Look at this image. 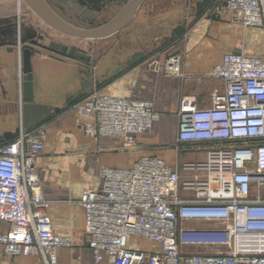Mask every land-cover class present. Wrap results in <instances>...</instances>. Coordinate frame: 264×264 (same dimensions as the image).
<instances>
[{"label": "built area", "instance_id": "1", "mask_svg": "<svg viewBox=\"0 0 264 264\" xmlns=\"http://www.w3.org/2000/svg\"><path fill=\"white\" fill-rule=\"evenodd\" d=\"M218 1L235 24L264 30V0ZM182 64L181 55L172 54L163 68L168 76H182ZM209 75L224 81V92L214 94L207 108L189 97L181 101L176 145L178 152H203L204 159L173 168L161 157L142 156L130 168L103 169L102 188L82 193L96 264H264V59L241 48L226 54ZM75 110L86 134L132 145L160 118L152 101L97 89ZM186 144L197 147L184 150ZM44 151V142L27 132L0 146V221L11 225L0 244L11 257L35 255L43 264H59V250L74 242L55 233L46 212L50 202L37 168ZM181 171L189 174L184 180ZM192 220L223 226L197 235L219 233L222 239L215 242L228 244L229 251L183 253L180 222ZM132 238L158 249L130 248Z\"/></svg>", "mask_w": 264, "mask_h": 264}, {"label": "crops", "instance_id": "2", "mask_svg": "<svg viewBox=\"0 0 264 264\" xmlns=\"http://www.w3.org/2000/svg\"><path fill=\"white\" fill-rule=\"evenodd\" d=\"M46 1L77 26L90 28L104 24L91 23L88 19L96 14L84 13L86 8L76 0ZM198 1L144 0L124 29L109 38L92 40V50L85 52L92 57L90 64L51 50L36 49L33 52L35 102L62 108L44 124L27 132L30 139H44L45 151L37 159V168L45 197L50 202L46 212L53 229L57 235L70 236L74 242L72 248L59 250V264H96L88 247L85 211L79 200L85 190L102 188L103 169L130 168L142 156L152 155L163 158L173 168H180L186 160L204 159L203 152H178L176 149L181 101L189 97L200 108L211 106V97L223 93L225 83L209 73L226 54L239 52L242 48L245 54L264 59V55L248 52L247 47L253 45L254 36L243 32L245 27L232 21L227 7L213 17H208L209 11L197 16ZM80 20H85L86 25L79 23ZM44 25L50 28L24 0H0V136L15 132L21 126L24 103L21 43L26 47V43L33 42ZM181 26L185 31L177 34L176 30ZM12 39L18 42L17 46L8 45ZM111 39L118 43L122 41L123 49H114L116 44L112 45ZM105 46L107 49L102 51ZM168 49L181 55L182 76L165 73L163 64ZM138 51L147 52L145 59L112 77L120 64ZM89 69L93 70L95 80L101 82L97 88L101 93L118 97L134 95L154 103L160 118L150 132L136 137L135 145L129 146L122 138L86 134L84 120L75 108H64L66 99L82 90L85 72ZM65 135L70 137L72 149L54 151L53 145L47 149L50 142ZM194 147L197 146L186 144L184 150ZM198 153L203 156L198 157ZM201 222L204 221H189L191 224ZM10 229L9 223L0 221V234ZM129 246L149 252L158 249L156 244L135 238L130 240ZM181 250L189 253L184 252L182 246ZM0 264L43 262L35 255L11 257L0 244Z\"/></svg>", "mask_w": 264, "mask_h": 264}, {"label": "water", "instance_id": "3", "mask_svg": "<svg viewBox=\"0 0 264 264\" xmlns=\"http://www.w3.org/2000/svg\"><path fill=\"white\" fill-rule=\"evenodd\" d=\"M101 0H78L79 4L86 8L92 6L95 10H100L97 4ZM143 0H108V3L120 2L124 4V7L107 23L97 27H80L74 23L63 18L58 12H56L46 0H24L29 8L37 14L50 28L61 32L68 36L77 37L86 40H101L109 38L122 29H124L134 18L140 4ZM216 0H200L196 4L197 16L202 15L204 12L209 11L208 17H213V8L211 5ZM222 8L226 6L223 2H217L214 7ZM211 9V10H210ZM185 31L184 26H181L176 30L177 34H181ZM8 45L17 46L18 42L14 39L8 42ZM51 51L59 52L67 55L68 57L78 60L84 64H90L92 57L85 52L79 51L75 47H69L68 45L52 41L49 45ZM239 53V52H237ZM33 51L31 48H24L22 52L23 57V106H22V123L15 132H5L0 136V144L12 141L22 132H30L46 121L51 119L54 114H58L62 111L61 107H54L47 104L35 102L34 95V76L32 66ZM146 53L144 51H138L131 55V57L120 66L112 74L115 77L122 73L127 67L134 66L144 60ZM85 80L82 85V90L76 95L68 97L65 101L66 107H71L76 103L83 100L89 92L100 88L101 82L95 80L93 70L89 69L85 72Z\"/></svg>", "mask_w": 264, "mask_h": 264}, {"label": "rangeland", "instance_id": "4", "mask_svg": "<svg viewBox=\"0 0 264 264\" xmlns=\"http://www.w3.org/2000/svg\"><path fill=\"white\" fill-rule=\"evenodd\" d=\"M79 23L86 25L85 20H84V22L82 20H80ZM40 30L47 34V38L45 40L46 45L48 44V42L50 40H53V41H57V42H60L62 44L68 45L69 47H75L81 52H87V51L92 50V45L94 44L92 40H86V39L68 36V35L63 34L61 32L53 31L52 29L46 27L45 25ZM243 32H245V33L250 32L254 36L253 45L247 47L248 52H253L256 54L264 55V51L263 52L261 51V49L264 48V30L252 29V28H243ZM110 42H112V45L116 44L114 49H116V50L118 49L119 51H121L123 49V47H122L123 42L122 41L118 43L116 39H111ZM106 49L107 48L105 46L102 51H105ZM174 51L175 50H173V49H168L165 52H167V56L172 55V54H178ZM55 53L61 54L59 52H55ZM61 55L67 56L64 54H61ZM75 105H73L74 108H75ZM64 108H66V106H64ZM41 136H42V134H41ZM33 139L42 140L44 142V139L42 137H38V138L33 137ZM69 140H70V137L68 138L67 135H65L64 138L55 139L52 143L50 142L47 145V149H51L50 145H53L52 148L55 149L54 151H64V152L69 151L70 149H72L71 148L72 145H70ZM60 144H63V146H60ZM128 145L131 146L132 144H128ZM57 146H59V148H56ZM60 147H62V148H60ZM201 156H203V153H198V157H201ZM196 159L199 160L198 158H196ZM180 174L182 176V180L186 179L189 175L185 171H181ZM217 227H218V229H221V227H223V226L216 225L213 222H201V223L191 224V223H189V221H181L180 222V230H181V237H182L183 242H184L182 244L183 251L189 252L190 254L191 253H193V254L222 253V252L229 251L230 247L228 244H224L222 242H207V241L205 242V241H201L198 239L200 236H198L197 234H201V233H199V231H201V230H214V228H217ZM187 234H194V235L196 234L197 237L195 236L194 238H190V239L186 240L185 235H187ZM86 238H87V236H86ZM140 245H144V244L140 243ZM189 253H187V254H189Z\"/></svg>", "mask_w": 264, "mask_h": 264}, {"label": "flooded vegetation", "instance_id": "5", "mask_svg": "<svg viewBox=\"0 0 264 264\" xmlns=\"http://www.w3.org/2000/svg\"><path fill=\"white\" fill-rule=\"evenodd\" d=\"M68 0H66L67 2ZM73 2L74 0H70ZM144 1V0H143ZM142 1V2H143ZM77 3L78 0H76ZM218 0H216L210 8H214ZM142 4V3H141ZM140 4V5H141ZM197 4V3H196ZM97 6L100 7V10H95L92 6L86 7L84 13H91L94 12L96 15L88 19L91 23H98V22H104L107 23L109 20H111L123 7L124 4L120 2H112L108 3V0H101ZM140 7V6H139ZM107 21V22H106ZM56 31V30H55ZM47 38V34L45 32H39L38 35L35 37V40L33 42L26 43V47L21 43V51L23 52L24 48H31L34 52L36 49H42V50H50L49 45L53 40H50L48 44H45V40ZM57 42V41H55ZM60 43V42H59ZM145 52V51H144ZM146 56H147V52Z\"/></svg>", "mask_w": 264, "mask_h": 264}, {"label": "bare ground", "instance_id": "6", "mask_svg": "<svg viewBox=\"0 0 264 264\" xmlns=\"http://www.w3.org/2000/svg\"><path fill=\"white\" fill-rule=\"evenodd\" d=\"M185 239H190V235H186ZM198 239L201 241H205V242L206 241L207 242H215V241L221 240L222 235H220L219 233H213V234H209V235L200 236Z\"/></svg>", "mask_w": 264, "mask_h": 264}]
</instances>
